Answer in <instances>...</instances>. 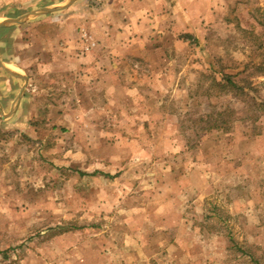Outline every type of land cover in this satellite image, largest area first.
Listing matches in <instances>:
<instances>
[{
  "label": "rangeland",
  "instance_id": "1",
  "mask_svg": "<svg viewBox=\"0 0 264 264\" xmlns=\"http://www.w3.org/2000/svg\"><path fill=\"white\" fill-rule=\"evenodd\" d=\"M65 1L0 0L30 14L0 26L28 77L0 65V264H264V0H199L201 39L116 59L83 36L104 0L33 14Z\"/></svg>",
  "mask_w": 264,
  "mask_h": 264
},
{
  "label": "crops",
  "instance_id": "2",
  "mask_svg": "<svg viewBox=\"0 0 264 264\" xmlns=\"http://www.w3.org/2000/svg\"><path fill=\"white\" fill-rule=\"evenodd\" d=\"M68 1L59 6L65 5ZM77 1L54 12L70 9ZM101 2L97 1L96 7L91 3L87 6V14H89L86 17L87 25L97 29L96 36L99 40L86 31L83 36L88 51L95 45L102 48L108 46L114 49L113 57L115 54L119 55L117 52L144 57L150 49H157L158 46H154L157 39H188V37L201 39L199 31L202 27L194 21V14L197 12L194 8L199 0H106V2L104 0ZM22 76L26 75L22 74ZM14 77L19 78V76ZM23 79L27 82L25 77ZM11 92H13L12 88L4 94ZM1 103L5 105L3 99Z\"/></svg>",
  "mask_w": 264,
  "mask_h": 264
},
{
  "label": "water",
  "instance_id": "3",
  "mask_svg": "<svg viewBox=\"0 0 264 264\" xmlns=\"http://www.w3.org/2000/svg\"><path fill=\"white\" fill-rule=\"evenodd\" d=\"M74 1H75V0H69L68 3H66V4L63 5V6L46 7V8H43V9H41V10H38V11L33 12V14H41V13H48V12L51 13V12H54V11H57V10H61V9L66 8L69 4L73 3ZM31 14H32V13H31ZM29 15H30V14H27V15H24V16H22V17H20V18H17V19H10V20H8V21H6V22H2V23H0V26H9V25L14 24V23H19V22H21V21H24ZM0 65H1L5 70H7L9 73H11L12 75L19 76V77H23V78L25 77V79L28 80V77H27V76H22L21 74L16 73V72L12 71L11 69H9V68L5 65V63H3V62L1 61V59H0ZM25 87H26V86L22 87L21 91L19 92V94H18V96H17V99H16V102H15V105H13L12 110H11V112L9 113L8 116H10V115L13 113V111H15V109L18 108V105H19V103H20V100H21V98L23 97ZM0 113L3 115V117L6 116V115L4 114V112H3V110H0Z\"/></svg>",
  "mask_w": 264,
  "mask_h": 264
},
{
  "label": "trees",
  "instance_id": "4",
  "mask_svg": "<svg viewBox=\"0 0 264 264\" xmlns=\"http://www.w3.org/2000/svg\"><path fill=\"white\" fill-rule=\"evenodd\" d=\"M0 31L3 32L5 31V29H0ZM216 85L220 87L221 90L227 92L231 91L234 92L235 94L243 93L245 88L243 86L238 85V83L233 79V77L228 74H225V76H223L221 81H216ZM259 106L261 110H264V99L261 100Z\"/></svg>",
  "mask_w": 264,
  "mask_h": 264
}]
</instances>
